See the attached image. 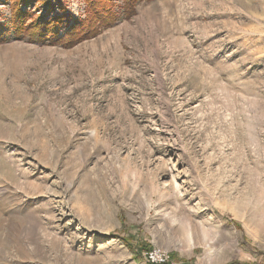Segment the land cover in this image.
Returning a JSON list of instances; mask_svg holds the SVG:
<instances>
[{"label": "rangeland", "instance_id": "1", "mask_svg": "<svg viewBox=\"0 0 264 264\" xmlns=\"http://www.w3.org/2000/svg\"><path fill=\"white\" fill-rule=\"evenodd\" d=\"M135 9L0 44V264H264V0Z\"/></svg>", "mask_w": 264, "mask_h": 264}, {"label": "trees", "instance_id": "2", "mask_svg": "<svg viewBox=\"0 0 264 264\" xmlns=\"http://www.w3.org/2000/svg\"><path fill=\"white\" fill-rule=\"evenodd\" d=\"M152 1L81 0L84 13L75 15L67 0H7L9 15L0 17V44L25 40L69 49L129 20L139 3Z\"/></svg>", "mask_w": 264, "mask_h": 264}, {"label": "built area", "instance_id": "3", "mask_svg": "<svg viewBox=\"0 0 264 264\" xmlns=\"http://www.w3.org/2000/svg\"><path fill=\"white\" fill-rule=\"evenodd\" d=\"M147 260L151 264H157V263L162 262L157 252H152V253L147 254Z\"/></svg>", "mask_w": 264, "mask_h": 264}]
</instances>
